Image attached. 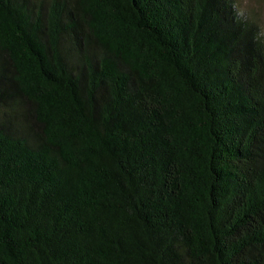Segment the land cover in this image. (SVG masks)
<instances>
[{"label": "trees", "instance_id": "16d2710c", "mask_svg": "<svg viewBox=\"0 0 264 264\" xmlns=\"http://www.w3.org/2000/svg\"><path fill=\"white\" fill-rule=\"evenodd\" d=\"M0 264H264L258 22L0 0Z\"/></svg>", "mask_w": 264, "mask_h": 264}, {"label": "rangeland", "instance_id": "374dc122", "mask_svg": "<svg viewBox=\"0 0 264 264\" xmlns=\"http://www.w3.org/2000/svg\"><path fill=\"white\" fill-rule=\"evenodd\" d=\"M237 8L248 18L255 20L264 33V0H235Z\"/></svg>", "mask_w": 264, "mask_h": 264}]
</instances>
